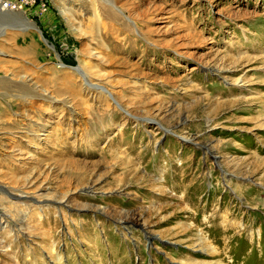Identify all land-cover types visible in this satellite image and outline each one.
<instances>
[{
  "label": "rangeland",
  "instance_id": "rangeland-1",
  "mask_svg": "<svg viewBox=\"0 0 264 264\" xmlns=\"http://www.w3.org/2000/svg\"><path fill=\"white\" fill-rule=\"evenodd\" d=\"M1 11L0 264H264V0Z\"/></svg>",
  "mask_w": 264,
  "mask_h": 264
},
{
  "label": "built area",
  "instance_id": "built-area-1",
  "mask_svg": "<svg viewBox=\"0 0 264 264\" xmlns=\"http://www.w3.org/2000/svg\"><path fill=\"white\" fill-rule=\"evenodd\" d=\"M0 8L7 11L34 10L43 14L49 8V0H0Z\"/></svg>",
  "mask_w": 264,
  "mask_h": 264
},
{
  "label": "water",
  "instance_id": "water-1",
  "mask_svg": "<svg viewBox=\"0 0 264 264\" xmlns=\"http://www.w3.org/2000/svg\"><path fill=\"white\" fill-rule=\"evenodd\" d=\"M14 16L12 15H1L0 16V33L6 31V30H12V31H25L26 28H19L14 20L12 19ZM18 18V17H16Z\"/></svg>",
  "mask_w": 264,
  "mask_h": 264
},
{
  "label": "bare ground",
  "instance_id": "bare-ground-1",
  "mask_svg": "<svg viewBox=\"0 0 264 264\" xmlns=\"http://www.w3.org/2000/svg\"><path fill=\"white\" fill-rule=\"evenodd\" d=\"M1 15H12L13 16V14H9V13H5V12H2L1 11V9H0V16ZM95 16H98V13H97V11L95 10ZM13 20H14V22H15V24L19 27V28H26V30H28V29H32V26H31V24L30 23H28V21L26 20V18H16V17H14V18H12ZM75 32H79L80 33V31L78 30V29H76L75 30ZM0 36H1V34H0ZM76 72V71H75ZM4 86V85H3ZM20 91V90H19ZM21 91H26V89H22Z\"/></svg>",
  "mask_w": 264,
  "mask_h": 264
}]
</instances>
